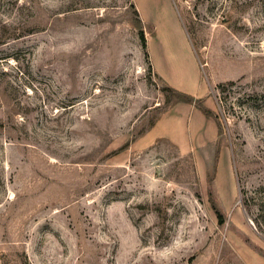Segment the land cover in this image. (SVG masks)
Segmentation results:
<instances>
[{"label": "rangeland", "instance_id": "obj_1", "mask_svg": "<svg viewBox=\"0 0 264 264\" xmlns=\"http://www.w3.org/2000/svg\"><path fill=\"white\" fill-rule=\"evenodd\" d=\"M0 264H264V0H0Z\"/></svg>", "mask_w": 264, "mask_h": 264}, {"label": "trees", "instance_id": "obj_2", "mask_svg": "<svg viewBox=\"0 0 264 264\" xmlns=\"http://www.w3.org/2000/svg\"><path fill=\"white\" fill-rule=\"evenodd\" d=\"M140 37H141V41H142V44H143V47L145 48L146 47V43H145V39H144V37H143V34H142V32H140ZM166 91H168V92H173L172 90H170V89H168V88H166L165 89ZM185 100V102H191V98H187V99H184Z\"/></svg>", "mask_w": 264, "mask_h": 264}]
</instances>
